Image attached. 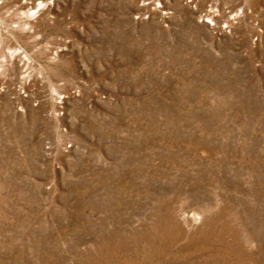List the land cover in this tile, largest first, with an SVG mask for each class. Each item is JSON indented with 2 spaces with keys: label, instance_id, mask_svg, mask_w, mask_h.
Here are the masks:
<instances>
[{
  "label": "rangeland",
  "instance_id": "rangeland-1",
  "mask_svg": "<svg viewBox=\"0 0 264 264\" xmlns=\"http://www.w3.org/2000/svg\"><path fill=\"white\" fill-rule=\"evenodd\" d=\"M0 264H264V0H0Z\"/></svg>",
  "mask_w": 264,
  "mask_h": 264
}]
</instances>
